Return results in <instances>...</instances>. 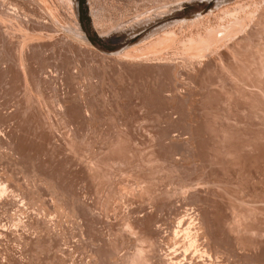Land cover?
<instances>
[{
	"label": "rangeland",
	"instance_id": "374dc122",
	"mask_svg": "<svg viewBox=\"0 0 264 264\" xmlns=\"http://www.w3.org/2000/svg\"><path fill=\"white\" fill-rule=\"evenodd\" d=\"M263 60L264 0H0V264H264Z\"/></svg>",
	"mask_w": 264,
	"mask_h": 264
},
{
	"label": "bare ground",
	"instance_id": "6f19581e",
	"mask_svg": "<svg viewBox=\"0 0 264 264\" xmlns=\"http://www.w3.org/2000/svg\"><path fill=\"white\" fill-rule=\"evenodd\" d=\"M263 61H264V60H263ZM204 152H205V151H204ZM97 168H98V167H97ZM103 170H104V169H103ZM212 170H213V169H212ZM96 173H97V172H96ZM229 173H230V172H229ZM103 174H104V173H103ZM218 174H220V173H218ZM225 174H226V173H225ZM216 175H217V174H216ZM94 176H96V174H95ZM100 178H101V177H100ZM103 178H104V176H103ZM103 180H104V179H103ZM106 180H107V179H106ZM105 182H106V181H104V183H103L104 185H105ZM106 183H107V182H106ZM146 184H147V183H146ZM104 185H100V186L103 188ZM110 185H112V184H110ZM166 185H167V184H166ZM98 186H99V185H98ZM98 186H97V187H98ZM105 186H107V184H106ZM107 187H108V186H107ZM111 187H112V186H111ZM168 187H169V186H168ZM104 188H105V187H104ZM104 188H103V189H104ZM109 188H110V187H109ZM93 189H95V188H93ZM96 189H97V188H96ZM107 189H108V188H107ZM107 189H106V190H107ZM99 190H101V189H99ZM96 191H97V190H96ZM104 191H105V190H104ZM104 191L102 190V192H104ZM112 191H113V190H112ZM112 191H111V192H112ZM111 192H110V193H111ZM143 192H144V191H143ZM108 193H109V192H108ZM203 194H204V193H203ZM109 195H110V194H109ZM143 195H144V194H143ZM208 195H209V194H208ZM93 196H94V194H93ZM95 196H96V195H95ZM95 196H94V197H95ZM116 196H117V195H116ZM202 196H203V195H202ZM146 197H147V196H146ZM164 197H165V196H164ZM97 198H98V196H97ZM104 198H105V197H104ZM106 198H107V197H106ZM108 199H109V198H108ZM142 199H143V198H142ZM98 200H99V198H98ZM98 200H95V201H98ZM137 201H138V200H137ZM145 201H146V199H145ZM179 201H181V200H179ZM179 201H178V202H179ZM134 202H135V201H134ZM139 202H140V201H139ZM98 203H99V202H98ZM135 203H137V202H135ZM135 203H133V204H135ZM184 203H185V202H184ZM188 203H189V202H188ZM193 203H194V202H193ZM131 205H132V204H131ZM156 205H157V204H156ZM175 205H176V204H175ZM182 205H183V204H182ZM154 206H155V205H154ZM179 206H180V205H179ZM188 206H189V205H188ZM181 207H182V206H181ZM188 208H189V207H188ZM190 208H191V206H190ZM131 209H133V208H130V210H131ZM138 209H139V208H138ZM141 209H142V208H141ZM173 209H175V207H174ZM181 209H185V208H181ZM165 210H167V209H165ZM171 210H172V209H171ZM174 211H175V210H174ZM195 211H196V210H195ZM208 211H209V210H208ZM130 212H131V211H130ZM151 212H152V211H151ZM154 212H155V211H154ZM166 212H167V211H166ZM155 213H156V212H155ZM157 213H158V212H157ZM197 213H198V212H197ZM207 213H208V212H207ZM210 213H211V212H210ZM171 214H172V213H171ZM165 215H166V214H165ZM179 215H180V213H179ZM145 216H146V215H145ZM139 217H140V216H139ZM146 217H147V216H146ZM150 217H151V216H150ZM165 217H166V216H165ZM179 217H180V216H179ZM197 217H198V216H197ZM202 217H203V216H202ZM175 218H176V217H175ZM187 218H188V217H187ZM149 219H150V218H149ZM165 219H166V218H165ZM180 219H183V218H179V219H178L179 222L177 221V224L180 223V221H181ZM144 220H145V219H144ZM173 220H174V219H173ZM176 220H177V219H176ZM183 220L185 221V219H183ZM183 220H182V221H183ZM140 221H141V219H140ZM147 221H148V220H147ZM171 221H172V220H171ZM138 222H139V221H138ZM175 222H176V221H175ZM186 222H187V221H186ZM201 222H202V221H201ZM210 222H211V221H210ZM173 223H174V222H173ZM147 224H148V223H147ZM149 224H150V223H149ZM154 224H155V223H154ZM156 224H157V223H156ZM184 224H185V223H184ZM142 225H143V224H142ZM179 225H180V224H179ZM179 225H177V226H179ZM216 225H217V224H216ZM181 226H182V225H180V228H181ZM146 227H148V226H146ZM154 227H155V226H154ZM172 227H173V226H172ZM219 227H220V226H219ZM151 228H152V227H151ZM160 228H161V227H160ZM170 228H171V227H170ZM170 228H169V229H170ZM185 228H186V227H185ZM181 229H182V228H181ZM220 229H222V228H220ZM135 230H136V229H135ZM183 230H184V229H182V231H183ZM186 230H187V229H186ZM188 230H189V229H188ZM137 231H138V230H137ZM151 231H152V230H151ZM160 231H161V230H160ZM147 232H148V231H147ZM157 232H158V231H157ZM166 232H167V230H166ZM162 233H163V232H162ZM168 233H169V232H168ZM211 233H212V232H211ZM145 234H146V233H145ZM142 235H143V233H142ZM155 235H156V234H155ZM165 235H166V234H165ZM181 235H182V234H181ZM159 236H160V235H159ZM196 236H197V235H196ZM153 237H154V236H153ZM202 237H203V236H202ZM194 238H197V237H194ZM205 238H206V237H205ZM158 239H159V238H158ZM197 239H198V238H197ZM212 239H213V237H212ZM220 239H221V238H220ZM165 241H166V240H165ZM191 241H192V242H191ZM191 241H190V242H191V245H194V243H195V239H193V240L191 239ZM208 241H209V240H208ZM160 242H161V241H160ZM166 242H167V241H166ZM198 242H199V241H198ZM163 243H164V245H165V242H163ZM161 244H162V243H161ZM156 245H157V244H156ZM164 245H163V246H164ZM191 245H190V246H191ZM195 245H196V244H195ZM211 247H212V246H211ZM214 247H215V246H214ZM228 247H229V246H228ZM158 248H159V247H158ZM165 248H166V247H165ZM198 248H199V247H198ZM163 249H164V248H163ZM210 249H211V248H210ZM112 250H113V249H112ZM160 250H161V249H160ZM202 250H203V249H202ZM202 250H201V251H202ZM220 250H221V249H220ZM199 251H200V250H199ZM205 252H208V251H204L203 253H205ZM223 252H225V251H223ZM212 253H213V252H212ZM232 253H233V252H232ZM171 254H172V253H171ZM205 254H206V253H205ZM213 254H214V253H213ZM224 254H225V253H224ZM207 255H208V254H207ZM210 255H211V254H210ZM226 256H227V254H226ZM209 257H210V256H209ZM222 257H223V256H222ZM225 258H226V257H225ZM214 259H217V258H214ZM223 259H224V258H223ZM229 259H230V258H229ZM223 261H225V260H223ZM223 261H222V262H223ZM219 262H220V261H219ZM176 263H177V262H176ZM225 264H226V263H225ZM232 264H233V263H232Z\"/></svg>",
	"mask_w": 264,
	"mask_h": 264
},
{
	"label": "water",
	"instance_id": "95a60500",
	"mask_svg": "<svg viewBox=\"0 0 264 264\" xmlns=\"http://www.w3.org/2000/svg\"><path fill=\"white\" fill-rule=\"evenodd\" d=\"M78 1H79V4L82 5V0H78ZM199 4H201V6H204L205 9H206L207 7H209L211 5V2H209L208 4H203V3H199ZM191 9H197L196 5H194V4H187L185 11L191 10ZM90 38H91V40H94L93 36L92 37L90 36ZM97 44H100L99 41H97ZM101 45L104 48L112 49V46H109V45H106V44H101Z\"/></svg>",
	"mask_w": 264,
	"mask_h": 264
}]
</instances>
